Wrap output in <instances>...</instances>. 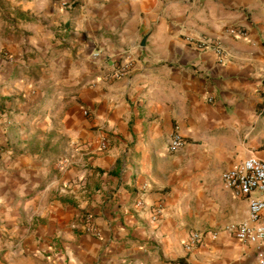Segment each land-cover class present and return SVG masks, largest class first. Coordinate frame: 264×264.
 Listing matches in <instances>:
<instances>
[{
	"label": "crops",
	"instance_id": "0c3cea01",
	"mask_svg": "<svg viewBox=\"0 0 264 264\" xmlns=\"http://www.w3.org/2000/svg\"><path fill=\"white\" fill-rule=\"evenodd\" d=\"M7 5L34 19H0V264H261L221 174L264 160V0Z\"/></svg>",
	"mask_w": 264,
	"mask_h": 264
},
{
	"label": "built area",
	"instance_id": "2783aa9c",
	"mask_svg": "<svg viewBox=\"0 0 264 264\" xmlns=\"http://www.w3.org/2000/svg\"><path fill=\"white\" fill-rule=\"evenodd\" d=\"M231 32L243 33L240 30L232 27ZM199 47L206 49L212 47L220 56L222 62L225 57V50L222 42L218 38H205L200 40ZM130 63L118 64L111 73V78H120L129 69ZM257 93L260 98L262 110L264 112V80H262L257 88ZM85 115H91L87 109L84 111ZM185 139L175 131L168 142V149L176 151L183 148ZM110 146V139L106 137L103 139L101 148L108 149ZM221 179L226 188L232 190L233 193L242 198L249 200V217L247 220L239 223H229L226 229L231 232L236 238L243 242L253 243L256 246L257 256L261 264H264V160L251 155L240 163L225 169L221 174ZM144 193L137 194L136 206L146 210L147 203L144 200ZM151 217L158 220L162 214V208L159 206H151ZM83 221V226L88 231L97 232V228L90 223L91 216L88 215ZM204 233L195 231L186 244L187 249L194 248L203 240Z\"/></svg>",
	"mask_w": 264,
	"mask_h": 264
},
{
	"label": "rangeland",
	"instance_id": "374dc122",
	"mask_svg": "<svg viewBox=\"0 0 264 264\" xmlns=\"http://www.w3.org/2000/svg\"><path fill=\"white\" fill-rule=\"evenodd\" d=\"M8 0H0V19H3L7 23H10L8 17L16 16L15 10H11L7 5Z\"/></svg>",
	"mask_w": 264,
	"mask_h": 264
},
{
	"label": "trees",
	"instance_id": "16d2710c",
	"mask_svg": "<svg viewBox=\"0 0 264 264\" xmlns=\"http://www.w3.org/2000/svg\"><path fill=\"white\" fill-rule=\"evenodd\" d=\"M16 17L19 18V19H23V20H27V21H32L34 19L33 16H30L24 12H16Z\"/></svg>",
	"mask_w": 264,
	"mask_h": 264
},
{
	"label": "water",
	"instance_id": "95a60500",
	"mask_svg": "<svg viewBox=\"0 0 264 264\" xmlns=\"http://www.w3.org/2000/svg\"><path fill=\"white\" fill-rule=\"evenodd\" d=\"M146 39H147V36H145V37L143 38V40H142V45H145V43H146Z\"/></svg>",
	"mask_w": 264,
	"mask_h": 264
}]
</instances>
